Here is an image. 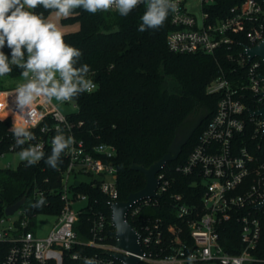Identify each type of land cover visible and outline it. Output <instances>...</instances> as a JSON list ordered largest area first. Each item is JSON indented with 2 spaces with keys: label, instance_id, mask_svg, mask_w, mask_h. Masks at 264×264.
Listing matches in <instances>:
<instances>
[{
  "label": "built area",
  "instance_id": "1",
  "mask_svg": "<svg viewBox=\"0 0 264 264\" xmlns=\"http://www.w3.org/2000/svg\"><path fill=\"white\" fill-rule=\"evenodd\" d=\"M214 1L202 0L204 23L200 25L187 10L186 0H176L179 10L171 13L174 28L167 37L169 49L176 53L215 54L218 50L234 51L238 47L236 54L227 55L236 60L238 67L231 72L221 68L220 75L208 86V93L220 96L216 109L186 163L177 167L180 172L195 176L202 193L198 206L188 203L183 194L174 197V209L188 226L192 243L182 237L184 226L169 225L173 236L166 241L160 219L144 217L140 231L137 229L143 247L138 264H189L190 256L191 264H264V257L256 254L262 251L260 241L264 232V123L260 115L250 112L264 106V83L260 77L264 74L261 69L264 61L260 57L251 59L246 51L264 39V0H243L231 8L230 15L216 20L206 9ZM38 7L34 11L41 13ZM240 34H244V42L238 38ZM88 78L98 88L94 76L88 74ZM16 89L0 90V120H11L8 130L0 133V142L10 141L8 149L0 152V158L9 152H20L12 128L28 119L30 124L26 126L36 135L31 143L43 145V151L52 147L57 129L66 137H73L74 143L64 152L68 165L62 170L63 200L54 226L46 235H36L33 228L40 212L23 207L26 202L13 214L5 213L0 217V242L9 243V249L1 264H63L66 253L76 245L98 247L106 254L122 251L117 243L98 242V237H104L107 225L104 215L88 228L92 237L80 232V216L89 213L90 200L81 192L75 194V200L69 195L72 176L87 173L95 176L94 185H99L108 197L107 203L120 200L117 168L112 162L116 147L104 142L89 145L79 135L82 122H73L70 114L63 112L53 100L45 103L38 99L31 117L23 116L17 108ZM71 102L79 108L75 98L65 103ZM45 125L47 131L42 132ZM157 177L160 182L157 192L162 195L170 180L162 170ZM159 199L136 200L128 210V219L138 218L144 208L158 204ZM37 201L33 200L32 205ZM74 203L84 204L76 209ZM227 222L235 226L228 228ZM230 230L238 232V239L235 241L233 236L232 242L236 252L228 251L222 243L223 235ZM95 260L98 264H113L117 259L108 254Z\"/></svg>",
  "mask_w": 264,
  "mask_h": 264
},
{
  "label": "trees",
  "instance_id": "2",
  "mask_svg": "<svg viewBox=\"0 0 264 264\" xmlns=\"http://www.w3.org/2000/svg\"><path fill=\"white\" fill-rule=\"evenodd\" d=\"M242 1L215 0L206 9L210 11L212 19L216 20L230 15L231 8ZM38 9L44 16L51 11L42 6ZM145 11V4L133 9L126 17L121 16L118 11H98L91 14L83 9H75L62 19L64 24L79 23L78 30L64 34V40L82 52L76 67L89 65V74L98 83V88L91 94L83 93L75 98L79 108L77 112L70 114V118L75 123L82 122L78 128L79 135L89 145L104 142L116 147L117 152L112 162L117 168L119 199L127 200L129 194L146 185L144 173L133 170L132 164L148 167L162 158L168 152L179 128L192 125L199 114L208 113L179 157L169 161L162 169L170 180V186L163 192L159 203L144 208L136 219L129 217L139 231L144 217L160 219L166 241L173 236L168 229L169 225H182L185 227L182 237L192 243L188 226L178 218L174 209V197L176 194H183L188 203L198 206L202 193L195 176L184 174L177 167L186 163L216 109L220 96L208 93V86L220 75L221 68L231 72L238 67L236 60L227 57L229 53L236 54L238 47L234 51L218 50L215 54L172 52L167 44L168 34L174 28L171 13L162 27L140 32L138 29ZM115 27L120 28L116 33L103 32ZM238 38L243 42L246 40L244 34H240ZM0 51L11 60V49L6 44ZM24 51L26 59V49ZM11 68L8 75L0 76V90H5L3 85L6 78H23L21 68L15 65H11ZM261 69L264 72V64ZM249 105L255 108L254 104ZM193 111L196 117L183 123ZM10 124V119L0 120V133L6 132ZM9 144V140L0 142V152L8 149ZM51 149L52 147H48L44 151L46 157ZM61 161L56 169L46 165L43 160L32 167H26V162L21 161L15 169L0 165V217L5 215L7 206L24 196H27L26 203L42 197L46 200L41 207L30 206L33 211L58 214L62 207L60 200H63L62 170L68 165L64 153ZM94 181L71 184L74 194L84 193L90 200L89 213L80 216V232L92 237L88 228L104 215L107 218L104 237H98L97 240L116 244L115 229L110 224L108 197L99 185H94ZM38 192L41 193L40 196L36 195ZM226 224L228 228L235 226L233 222ZM233 236L236 241L238 232L232 233L230 230L222 237V243L230 252L238 251L233 247ZM260 246L262 251L256 254L264 257V232ZM8 249L9 243L0 242V264ZM75 253L79 254L78 258L73 257ZM100 256L108 254L98 247L76 245L66 253L63 264H84L85 258L96 259ZM113 264L123 263L115 260Z\"/></svg>",
  "mask_w": 264,
  "mask_h": 264
},
{
  "label": "clouds",
  "instance_id": "3",
  "mask_svg": "<svg viewBox=\"0 0 264 264\" xmlns=\"http://www.w3.org/2000/svg\"><path fill=\"white\" fill-rule=\"evenodd\" d=\"M140 4L146 5L138 29L140 32L162 27L168 15L179 10L176 0H0V49L5 44L11 49V60L0 51V76L11 72V65L22 69L21 76L26 82L16 89L20 114L30 118L32 107L40 98L45 103L55 99L64 104L83 93L91 94L97 88L88 78L90 66L83 64L76 67L82 57L81 50L67 44L63 32L34 9L42 6L45 10H55L57 16L67 17L75 9L96 14L114 8L126 17ZM26 124H30V119L12 128L15 144L21 149L19 159L26 162V167L43 160L46 165L56 169L62 162V154L74 143V138L66 137L62 130L57 129V134L52 138L51 153L46 157L43 145L31 143L36 140V135ZM41 131H47V126ZM45 203L42 197L33 207H41ZM74 258H78V255H74ZM192 259L190 256L189 264ZM84 264L98 262L94 258H85Z\"/></svg>",
  "mask_w": 264,
  "mask_h": 264
},
{
  "label": "water",
  "instance_id": "4",
  "mask_svg": "<svg viewBox=\"0 0 264 264\" xmlns=\"http://www.w3.org/2000/svg\"><path fill=\"white\" fill-rule=\"evenodd\" d=\"M119 30V27H115L111 30H104L103 32L111 34L116 33ZM246 51L250 55L251 59L254 57H260L264 61V39L252 47H247ZM260 77L264 83V74H261ZM262 94L264 96V88ZM250 112L260 115L264 123V106L256 111L250 110ZM194 116L195 111L191 112L184 119L183 123L188 122ZM207 116V112L201 113L192 125L179 128L171 145L169 146L168 152L162 158L153 162L150 166L146 167L143 164L133 163L131 166L133 170L144 173L146 177V185L141 190L129 194L127 200H118L107 203L111 209V222L115 229L117 246L122 249V251H108L107 253L123 264H138L140 262L139 255L143 254V247L140 241L141 235L137 228L129 221L127 216L130 206L136 200L152 197L160 198L162 196L159 192H157L160 183L157 174L169 161L176 160L179 157L183 147L187 144L194 132L199 128ZM78 183L79 181L76 182V184ZM26 200L27 196H24L17 202L7 206L5 213L8 215L13 214L26 202ZM124 251L127 253H124Z\"/></svg>",
  "mask_w": 264,
  "mask_h": 264
},
{
  "label": "rangeland",
  "instance_id": "5",
  "mask_svg": "<svg viewBox=\"0 0 264 264\" xmlns=\"http://www.w3.org/2000/svg\"><path fill=\"white\" fill-rule=\"evenodd\" d=\"M186 7H187V10L195 16L199 24L203 25L204 20H203L202 0H186ZM43 17L48 22L55 24L63 32V34L78 30L80 27L79 23L64 24L62 22V19L64 18V16H57L55 13V10H51L45 16L43 14ZM25 82L26 81L24 78H20L16 80L11 79V78H6L4 81L3 89L15 88V87H18V85L25 83ZM53 101L65 113L71 114V113L78 111V108L74 107V104H75L74 102H71L69 104L67 103L60 104L55 99H53ZM18 153L19 152H9L5 154V156L0 158V165L3 166L4 168L5 166H8V165H9V168H13V169L17 168L19 164L21 163ZM93 179H95V176L93 174L79 173L77 175L72 176V178L70 179V184L76 181L90 182ZM69 195H70L71 200H75L74 190L70 189ZM32 202L33 200H28V202L23 207H28V206L30 207L32 205ZM83 204L84 203H78V204L74 203L73 207L78 209ZM56 217L57 216L55 214L40 212L36 219V224L34 225V228H33L35 234L39 236L46 235L50 231V229L54 226L56 222ZM210 264H215V263H210Z\"/></svg>",
  "mask_w": 264,
  "mask_h": 264
},
{
  "label": "flooded vegetation",
  "instance_id": "6",
  "mask_svg": "<svg viewBox=\"0 0 264 264\" xmlns=\"http://www.w3.org/2000/svg\"><path fill=\"white\" fill-rule=\"evenodd\" d=\"M196 117V116H195ZM193 119V118H192Z\"/></svg>",
  "mask_w": 264,
  "mask_h": 264
}]
</instances>
